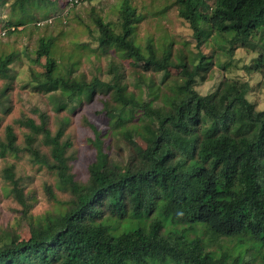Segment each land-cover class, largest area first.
<instances>
[{
	"label": "trees",
	"instance_id": "obj_1",
	"mask_svg": "<svg viewBox=\"0 0 264 264\" xmlns=\"http://www.w3.org/2000/svg\"><path fill=\"white\" fill-rule=\"evenodd\" d=\"M174 5L200 50L215 35L233 57L235 46H250L264 35V0H176ZM8 6L10 18L1 20L0 32L12 35L49 21L61 0H12ZM95 16L93 38L100 49L129 53L153 73L137 80L140 93L129 89L130 77L115 67L110 81L73 77L75 64H61L52 36L40 38L35 51L37 63L45 60L40 85L59 95L52 98L58 111L90 102L97 93L108 96L103 115L110 135L134 136L144 146L132 141L133 155L125 165L110 162L101 149L97 161L104 169H92L80 183L71 172L64 129L52 135L45 114L40 125L24 121L31 132L26 150L55 173L71 199L34 217L27 213L30 204L14 166L5 168L7 190L23 208L30 238L0 245V264H264V109L249 99V83L237 81L221 109L217 94L196 90L197 77L210 70L209 57L200 51L197 65L186 55L174 62L172 45H139L136 24L144 15L132 0H122L119 8L120 33ZM262 51L249 71H264ZM14 62L13 54L0 57L1 78L9 77ZM174 66L180 69L177 78L171 76ZM38 135L49 155L36 147ZM16 140L7 127L1 158L19 154ZM46 191L53 196L51 188Z\"/></svg>",
	"mask_w": 264,
	"mask_h": 264
},
{
	"label": "rangeland",
	"instance_id": "obj_2",
	"mask_svg": "<svg viewBox=\"0 0 264 264\" xmlns=\"http://www.w3.org/2000/svg\"><path fill=\"white\" fill-rule=\"evenodd\" d=\"M175 1L132 0L139 14L144 15L142 22L136 24L138 44L146 46L152 41L158 49L172 45V60L177 62L179 56L186 55L192 65H197L198 57L195 59V56L201 51L212 62L210 70L197 77L196 90L199 94H217L218 104L224 109L228 96L236 90V82H247L250 85L249 99L256 103L258 109H264V71L248 70L253 68L254 60L264 50V35L258 34L251 40L250 46H235L233 57L228 56L227 44H223L226 45L225 48L221 47V38L216 37L215 40V35L200 50L190 24L179 17ZM121 3L122 0H84L72 6L70 0H61L60 9L51 15L49 21L41 22V26L34 23L20 27L12 35L0 32V57L9 54L15 57L9 77H0V141H5L6 129L11 126L17 137L16 143L21 149L17 155L0 157V245L30 238V228L23 216V208L7 190L8 183L3 173L5 168L14 166L16 177L30 204L27 213L34 217L52 213L71 199L69 192L60 190L55 173L35 163L34 157L26 150L27 137L31 132L24 121L32 119L40 125V116L45 114L47 127L52 135L64 129L62 141L71 144L67 151L71 172L80 183L88 181L92 169H104L103 162L97 161L98 151L101 149L108 155L110 162L125 165L135 148L130 143L134 141L144 146L134 136H127V139L120 135L115 136L116 138L110 135L108 121H105L103 115L104 102L109 99L108 96L97 93L90 102L83 101L79 105L58 111L55 105L57 102L52 99L55 93H47L40 85L45 60L36 62L35 51L40 38L52 36L57 44V59L61 64H75L73 77L84 75L89 81L94 77L110 81L111 73L114 74L113 68H119L130 77L126 79L129 89L139 94V89H135L137 80L153 73L145 72L144 64L133 59L129 53L100 49L93 38L96 29L94 18L97 14L106 22L113 23L115 30L120 33L118 15ZM8 5H0V22L10 18ZM170 72L173 78H177L180 69L174 66L170 68ZM155 78L160 83L162 74ZM162 92L170 91L163 88ZM145 94L147 95V91ZM55 95L60 98L58 94ZM37 137L36 147L49 155L50 149L43 144L42 135ZM47 188L53 190V196L50 197Z\"/></svg>",
	"mask_w": 264,
	"mask_h": 264
}]
</instances>
